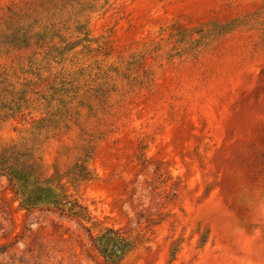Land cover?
I'll return each instance as SVG.
<instances>
[{"label":"rangeland","instance_id":"rangeland-1","mask_svg":"<svg viewBox=\"0 0 264 264\" xmlns=\"http://www.w3.org/2000/svg\"><path fill=\"white\" fill-rule=\"evenodd\" d=\"M18 1L0 0V14ZM70 1L91 49L111 47L88 55L81 41L33 64L3 56L0 89L37 91L33 119L71 103L68 127L33 146L92 219L25 212L0 175V264H264L262 28H218L263 0ZM63 70L82 74L64 99L50 88ZM30 116L0 120V145L32 139ZM84 163L95 177L70 183Z\"/></svg>","mask_w":264,"mask_h":264},{"label":"trees","instance_id":"trees-1","mask_svg":"<svg viewBox=\"0 0 264 264\" xmlns=\"http://www.w3.org/2000/svg\"><path fill=\"white\" fill-rule=\"evenodd\" d=\"M70 2V0H20L9 5L0 14V59L13 53L26 52L28 64H33L38 59L42 62L44 59L54 57L53 54L62 46V50L70 52L79 46L81 41L87 42L82 46L81 51H88V55L92 51L111 47L110 43L103 42L98 45V48L91 49V45L88 43L90 42V35L87 22L78 18L70 21L71 12H74V7L69 5ZM90 6H97V0H93V5ZM248 25H259L262 28V40L264 41V0L254 11L244 14L242 17L222 22L218 24V28L220 33H227ZM66 33L70 37L73 33L83 36L79 42H67ZM62 50H60V54ZM22 57L25 58L16 54V58L19 60ZM84 71L87 72L88 68H85ZM81 76L82 74L78 70L59 72L54 77L52 86H50L53 94L57 91L61 92L58 93L59 98L68 97L67 92L72 87H76L75 85L80 82ZM37 93V91H28L24 87H13L12 84L3 86L0 89V120L16 115L23 116L26 114L30 116V106L35 102V98L30 95ZM57 99L53 98V100ZM61 103H64V100ZM68 103L64 115L62 113L56 115L47 109L44 114L41 112L37 119L30 116L31 122L34 123L33 130H35L32 139L27 138L20 143L0 145V175L7 178L11 191L19 201V209L30 212L33 209L44 207L53 209L60 215L75 218L82 223H90L92 217L87 207L78 196L68 192L65 182H62L61 179L56 180L54 176L46 175L42 159L38 155V148L33 146L37 143L36 141H39L38 138L41 135L48 138L50 132L55 135L61 128L68 127L67 122L72 117L70 114L72 105L70 102ZM51 109L53 110V107ZM82 140L85 141L86 139ZM89 142L90 140L85 143L86 148H92ZM74 167L75 171H71L70 183L88 181L95 177V173L89 169L87 163ZM102 229L106 233L111 232L116 236L119 235L118 232H113L111 229ZM103 238H105L104 234L92 237L96 249L99 248L98 244L102 242ZM118 240L123 249L128 244L133 243V241L127 243L125 238ZM6 252L5 245H0V256L5 255Z\"/></svg>","mask_w":264,"mask_h":264}]
</instances>
